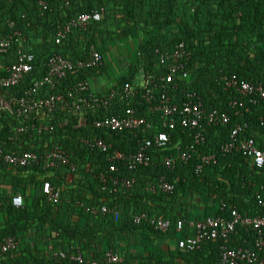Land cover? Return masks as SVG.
<instances>
[{"label": "trees", "instance_id": "trees-1", "mask_svg": "<svg viewBox=\"0 0 264 264\" xmlns=\"http://www.w3.org/2000/svg\"><path fill=\"white\" fill-rule=\"evenodd\" d=\"M103 10L99 21H91L88 29L72 28L57 43L58 34L73 20L93 11ZM13 27H10V24ZM20 33L6 53H0V77L17 63L19 52L34 56L32 71L16 87L0 90L7 101L15 102L37 80L48 73L49 59L57 54L71 60L88 57L94 47L103 56V64L85 72L70 74L57 90L43 88L39 98L63 92L71 82L89 80L94 73L106 70L104 54L116 45L138 40L136 60L128 72L116 79L109 90L98 92L109 97L116 93L109 113L93 111L81 115L72 105L61 104L45 117L52 132L38 134L29 129L19 133V126L39 124L40 113L19 119L13 112L0 108V148L19 155L25 151L39 155L49 154L56 146L69 155L71 166L45 170L42 166L16 168L0 162V245L7 237H14L18 247L3 253L0 264H72L69 259H56L58 253L68 257L81 254L85 262L110 264L108 252L118 254V264H218L223 249H254L257 234L252 228L238 226L228 239L206 241L200 249L186 252L171 244L181 238L193 237L190 221L209 218L231 219L236 208L245 217L264 215V168L255 167L249 157L233 153L219 156L217 164L196 173L200 162L194 155L188 163H179L169 169L164 160L177 145L189 144L194 133L179 125L173 131L166 149L150 150L152 165L129 170L118 164L119 172L112 175L134 179L130 189L114 186L110 179L103 184L102 175H111L110 153H136L147 139L162 129V113L150 110L143 99L146 88L139 84L142 72L159 77L167 73L168 65L161 63L162 54H170L175 46L184 43L190 54L186 64L187 78L176 79L168 88L173 105L181 106L189 94L202 99L207 111L213 109L230 116V127L204 125L206 142L199 153L219 152L229 142L236 123L246 125L241 138H252L257 148L264 151V100L250 103V97L236 90H227L225 78L236 76L240 81L264 87V0H70L47 1V7L35 0H0V39ZM173 62V60H169ZM132 87V96L121 97L124 87ZM175 87V88H174ZM155 97L162 93L154 89ZM239 100L243 107L233 108ZM15 107V106H14ZM134 109L140 118L154 124L149 131H100L91 124L104 115L123 113ZM83 117L85 125L80 126ZM67 122L63 128L57 126ZM103 139L110 149L103 152L83 141ZM165 178L174 186L172 194L158 186ZM49 182L59 194L57 202L44 192ZM21 196L23 205L16 207L13 198ZM225 205V206H223ZM115 209L113 214H93L91 209ZM163 217L171 222L167 232L155 230L147 222L136 224L134 217ZM183 221L182 232L177 223Z\"/></svg>", "mask_w": 264, "mask_h": 264}, {"label": "built area", "instance_id": "built-area-1", "mask_svg": "<svg viewBox=\"0 0 264 264\" xmlns=\"http://www.w3.org/2000/svg\"><path fill=\"white\" fill-rule=\"evenodd\" d=\"M39 6L46 8L48 0H35ZM54 2H64L66 5L70 0H51ZM103 14L101 11H93L90 14H84L79 18L73 20L67 27H65L58 34L57 43L64 38L72 28L86 30L91 21H99ZM13 27V24H10ZM20 37L18 31H14L9 36L0 39V53H6L14 40ZM161 63L167 64V73L164 76L153 77L145 72H142L139 79V84L146 88L143 93V99L149 106L150 110H156L162 113L163 122L162 129L153 135L152 139H147L144 145L136 153H123L120 151H112L110 153L112 165L110 167L111 175H102L101 181L103 184L110 179L114 186H120L125 189H130L134 183V179H126L115 177L112 174L119 172L118 164H123L129 170H136L138 167H148L152 165L153 157L151 151L166 149L171 144L172 136L169 131H173L179 125L182 129L194 133L193 141L189 144L177 145L175 152L166 157L165 165L169 169H174L179 163H188L192 160L194 155H199L200 162L196 166V173L200 174L205 168L210 165L217 164L219 156H226L233 153L243 154L250 158L252 164L262 169L264 168V151L257 148L255 140L252 138H241L246 125L236 123L231 130V137L229 142L221 146L219 152L209 153L207 155L199 153V147L205 144L206 138L202 132L204 125L217 126L223 125L230 127V116L219 110L213 109L207 111L204 107L202 99L196 94H189L181 106L173 105L169 96L168 88L175 84L176 79L187 78L189 76L186 72V64L190 59V54L184 43L177 44L170 54H162ZM173 60V62H169ZM34 56L25 52H19L17 63L13 64L7 69V75L0 77V90H6L19 85L25 76L32 71V62ZM103 64V56L94 47L89 51L88 57L80 60H71L64 58L61 55H53L48 62V73L45 77L37 80L24 93L22 97L10 102L0 95V108L14 112L19 119H26L35 113H43L48 116L54 113L58 106L65 104L72 105L81 115L88 114L93 111V114L98 112L109 113L113 108V101L117 94L112 93L109 97L101 96L94 91L90 80H80L71 82L70 85L63 92L50 94L45 98H39L38 92L43 88L57 90L63 80L67 79L70 74L77 72H85L98 68ZM227 90L234 89L239 94L250 97V103L256 104L259 100H264V87L260 84L240 81L235 75L225 78V86ZM175 88V87H174ZM159 89L162 91L159 97H155L153 90ZM132 87L127 84L122 92L121 97L129 98L132 96ZM259 100H257V98ZM15 106V107H14ZM235 107H243V103L239 100H234L231 105ZM26 117V118H25ZM83 117L79 120V125H85ZM92 126L96 130L121 132L124 130H142L149 131L154 128V124L148 122L144 118L137 116L134 109H128L123 113L104 115L102 117L93 119ZM264 125V119H262ZM67 122L60 123L57 127L63 128ZM32 129L38 134L43 132H52L55 130L54 125L47 123L31 124L29 126H19L18 132L24 133ZM91 148L99 149L103 152H108L110 145L100 138H87L83 141ZM0 162H4L11 167L29 168L32 166H42L45 170L59 169L65 166H71L69 155L62 148L56 146L49 154L39 155L35 152L25 151L19 155H14L5 152L0 148ZM159 189L167 194L174 192V186L162 178L158 186H152L151 191ZM44 192L49 195L50 200L57 202L59 194L54 190L49 182L44 185ZM264 202V198H263ZM13 204L16 207L23 205V198L16 196L13 198ZM225 206V205H223ZM93 214L99 212L103 214H113L118 218V212L115 209H110L106 206L100 209H91ZM231 219H226L222 216L216 218H209L205 221H190L189 229L195 234L193 237L181 238L177 241L179 248L186 252H194L200 249L201 245L206 241L216 242L221 239H228L236 232L238 226L252 228L257 234L256 247L254 249L239 248L235 250L223 249L219 256L218 264H264V215L255 217H245L241 215L236 208L231 210ZM136 224L147 222L155 230L159 232H167L171 228V222L163 217H148L145 214L134 217ZM183 221L177 223V232L181 233L183 228ZM19 242L14 237H7L0 245L3 253H8L15 250ZM56 259H69L72 264H99L98 262H85L81 254L72 255L68 257L66 253H58L55 255ZM106 260L110 264H118L122 262L121 257L113 252H108Z\"/></svg>", "mask_w": 264, "mask_h": 264}, {"label": "rangeland", "instance_id": "rangeland-1", "mask_svg": "<svg viewBox=\"0 0 264 264\" xmlns=\"http://www.w3.org/2000/svg\"><path fill=\"white\" fill-rule=\"evenodd\" d=\"M135 51L132 41L116 45L114 48L110 49L104 54L106 70L102 74L95 72L94 76L90 79V82L93 83V79L97 80L100 82V85H102L101 83H104V86L106 87L105 89L109 90L112 84L116 83V79L122 74H126L129 65L135 62ZM173 245H175L174 242Z\"/></svg>", "mask_w": 264, "mask_h": 264}, {"label": "crops", "instance_id": "crops-1", "mask_svg": "<svg viewBox=\"0 0 264 264\" xmlns=\"http://www.w3.org/2000/svg\"><path fill=\"white\" fill-rule=\"evenodd\" d=\"M137 41L138 40H134V41H132L133 42V44H134V48H135V45H136V43H137ZM130 42V41H129ZM134 51H135V49H134ZM136 58V57H135ZM136 60V59H135ZM90 80V79H89ZM92 84V88L94 89V91H96V92H102V91H104V90H107V89H105L106 87L104 86V83H101L102 85H100V82H98L97 80H94L93 79V83H91ZM41 115L43 116L42 118H40V123H46V119H45V115L43 114V113H41ZM175 245H172L171 244V246H172V248H175L176 247V245H177V240H175Z\"/></svg>", "mask_w": 264, "mask_h": 264}]
</instances>
